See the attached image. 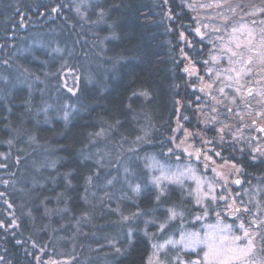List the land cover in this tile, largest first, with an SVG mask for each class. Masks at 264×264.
I'll use <instances>...</instances> for the list:
<instances>
[{"label": "trees", "instance_id": "1", "mask_svg": "<svg viewBox=\"0 0 264 264\" xmlns=\"http://www.w3.org/2000/svg\"><path fill=\"white\" fill-rule=\"evenodd\" d=\"M195 3L0 0V264H148L158 223L187 211L184 191L134 197L119 178L145 151L165 158L177 131L184 140L198 129L249 174L243 183L264 181V153L225 130L226 108L196 94L211 85L201 65L218 50Z\"/></svg>", "mask_w": 264, "mask_h": 264}, {"label": "rangeland", "instance_id": "2", "mask_svg": "<svg viewBox=\"0 0 264 264\" xmlns=\"http://www.w3.org/2000/svg\"><path fill=\"white\" fill-rule=\"evenodd\" d=\"M200 5L210 9L200 11ZM193 7L198 11V23L208 21L205 29L209 30L208 34L213 33L210 34L213 35L211 47L218 50L213 52L210 61L201 65L207 80L212 82L210 86L206 84L207 99H210L201 103L211 102L216 111L226 108L227 114L232 116L226 123L228 128L225 130H229L228 125L233 121H243L234 118L239 110L233 109L231 104L226 105L228 101L223 95H231L234 101H229L232 104L243 99L246 90H253L249 86L254 83L251 78L255 77V72L264 68V0H198ZM198 32L201 37L208 36H202L201 29ZM261 89L252 91L248 98L253 105H260ZM262 112L263 120H255L253 113L247 115L252 119L249 123L264 127V107ZM198 118L195 116L196 120ZM207 122L205 127L211 121L208 119ZM192 123L202 124L199 120ZM244 124L248 126V121ZM195 131L200 134L198 129ZM177 134L178 131L173 135L171 156H168L169 151L165 158L145 151L141 160L134 156L133 161H129L133 174L131 169H121L118 184L124 186V190L129 189L134 197L150 190H156L161 196L169 192L171 186L184 191L182 202H185L187 211H173L158 223L156 233L159 238L152 240L148 264H264V181L260 178L244 179L243 185L236 187L233 179L229 184L228 178L213 174L219 169L198 162L196 140L191 141L190 135L183 140ZM145 140V136L137 138L133 144L137 146L133 148L138 149L146 143ZM184 142L187 146L183 145ZM207 169L213 173L200 172ZM129 175L135 180L127 177ZM235 198L246 205L249 220L244 213L236 214L232 205ZM190 208L202 213L191 214ZM152 215L153 212L150 217ZM179 220L178 233L168 236L166 230ZM187 253L196 255L188 258Z\"/></svg>", "mask_w": 264, "mask_h": 264}, {"label": "flooded vegetation", "instance_id": "3", "mask_svg": "<svg viewBox=\"0 0 264 264\" xmlns=\"http://www.w3.org/2000/svg\"><path fill=\"white\" fill-rule=\"evenodd\" d=\"M261 70L264 68H260ZM259 69V70H260ZM257 70L255 72V77L251 78V80L254 79V83L251 84L249 87H251L254 91H256V89L258 90L259 88H262V94L261 97L259 98V104L260 105H253V103L248 101V98L251 97L252 95V91L248 92L247 90L245 91V94L243 95V99L241 98V100H237L235 103L237 104V108L238 110L244 111L245 115H251V113H253V116H256L254 119L255 120H263L262 115V109L264 107V71L258 75V71ZM257 92V91H256ZM255 92V93H256ZM197 95L204 97L207 93L205 92H196ZM200 97V99H201ZM205 99V98H204ZM200 101V100H198ZM201 102V101H200ZM262 108V109H261ZM211 117V116H210ZM209 117V118H210ZM228 117H232L230 115H228ZM194 115L191 114V117L187 120V122L190 124L192 123L193 119H194ZM247 120H248V126H245L244 122H236L233 121V123H230L231 125H228L229 131H231V134L234 137L237 138H242L244 139V141H247L251 144H254V146H256V149L258 151H260L261 153H264V127L257 125V127L255 126V123H249V121H252L251 118H248L246 116ZM211 119L214 122H210L208 127H206L205 129L212 133L213 130H216L218 127V122L216 121L217 118H213L211 117ZM232 119V118H231ZM206 120H208V117H206ZM225 128L226 124L222 125ZM251 126H253L254 128H250ZM260 130H263L262 133L260 132ZM189 137V139L192 140H196L198 146H199V153H198V162L200 164H207L209 167L217 168L219 169L218 172L213 173V171L211 170H201L200 172L203 174H208L213 173L217 176H223L226 178H232L235 179V186L236 187H240L243 183V178L244 177H249V174H247L245 171L235 168L234 167V163H232L231 161H227L222 154H218V151L216 149V146L212 143L213 141L207 137H205V135L203 136H198L195 132H193L192 134L188 133L187 134ZM171 151V150H170ZM169 151L168 156H171L172 153ZM223 152V150L221 151ZM263 156V154H262ZM263 158V157H261ZM260 159V158H258ZM258 159H255L254 161L257 162ZM168 161V160H167ZM260 162H262L260 160ZM238 181V183H237ZM221 187V186H219Z\"/></svg>", "mask_w": 264, "mask_h": 264}, {"label": "water", "instance_id": "4", "mask_svg": "<svg viewBox=\"0 0 264 264\" xmlns=\"http://www.w3.org/2000/svg\"><path fill=\"white\" fill-rule=\"evenodd\" d=\"M262 72H263V70H262V71H258V75L261 74ZM250 91H251V90H248V92H250Z\"/></svg>", "mask_w": 264, "mask_h": 264}, {"label": "snow or ice", "instance_id": "5", "mask_svg": "<svg viewBox=\"0 0 264 264\" xmlns=\"http://www.w3.org/2000/svg\"><path fill=\"white\" fill-rule=\"evenodd\" d=\"M237 183H238V181H237Z\"/></svg>", "mask_w": 264, "mask_h": 264}]
</instances>
